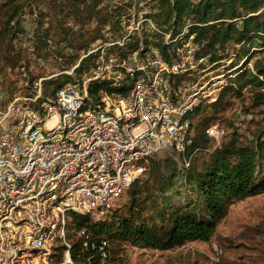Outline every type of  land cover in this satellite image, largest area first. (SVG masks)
Returning a JSON list of instances; mask_svg holds the SVG:
<instances>
[{
	"label": "built area",
	"instance_id": "1",
	"mask_svg": "<svg viewBox=\"0 0 264 264\" xmlns=\"http://www.w3.org/2000/svg\"><path fill=\"white\" fill-rule=\"evenodd\" d=\"M102 3L118 28L87 51L89 76L51 98L42 79L28 96L0 91V264H52L57 253L75 264L70 216L104 219L157 154L188 152L193 112L242 72L215 68L187 35L193 23L159 26V0ZM77 235L88 264H113L109 240Z\"/></svg>",
	"mask_w": 264,
	"mask_h": 264
},
{
	"label": "rangeland",
	"instance_id": "2",
	"mask_svg": "<svg viewBox=\"0 0 264 264\" xmlns=\"http://www.w3.org/2000/svg\"><path fill=\"white\" fill-rule=\"evenodd\" d=\"M102 2L0 0V91L4 93V100L14 94L31 95L33 83L39 79H42V96L51 98L56 84H73L89 76L93 59L85 57L87 51L104 40L105 34L118 28ZM17 4L24 7L18 15L16 32L14 22L8 25L7 18ZM156 22L159 26L173 28L172 18L166 19L161 9H158ZM145 42L153 43L150 39ZM248 48V44L243 45L240 54ZM238 50L233 46L223 50L219 67L215 68L223 66L220 71H232V74L242 70L237 77L240 81L231 79L221 100L201 106L191 115L196 145L185 154L175 150L160 152L136 180L138 197L142 202L144 199L138 217L151 226H159L161 216L170 209L188 206L196 200V191L186 183L190 169L200 171L212 162L217 150L233 140L247 143L257 135L264 138V99H257L261 91L251 84L238 88L254 62L264 66V46L253 49L249 58H239ZM226 53L238 56L233 59L235 64L228 62ZM262 92L264 94V87ZM215 124L224 129L225 136L210 140L204 130ZM128 210L129 197L125 194L104 219L109 221L111 216L128 213ZM77 232L69 223L67 233L71 243L78 240ZM111 255L114 264H264V193L231 204L209 242H189L169 251L128 244L118 248L111 242ZM60 262L61 256L57 253L53 264Z\"/></svg>",
	"mask_w": 264,
	"mask_h": 264
},
{
	"label": "trees",
	"instance_id": "3",
	"mask_svg": "<svg viewBox=\"0 0 264 264\" xmlns=\"http://www.w3.org/2000/svg\"><path fill=\"white\" fill-rule=\"evenodd\" d=\"M23 7V4H17L11 8L7 18L8 25L14 22L16 32L18 15ZM158 9L166 19H173L174 26L193 23L187 35L202 45L201 52L209 54L210 63L220 61L223 50L230 46L239 48V58H249L253 49L264 46V0H174L173 3L159 0ZM246 44L249 48L240 54ZM225 55L228 62L235 64L233 59L238 56ZM240 74L232 81L239 82L237 77ZM245 75V81L238 84V88L251 84L261 91L257 99H264V66L254 62ZM61 86L56 84V89ZM228 89L229 86L225 87L217 100H221ZM90 95H93L92 91ZM195 138L193 136L190 149L196 145ZM186 183L196 191V200L188 206L170 209L161 216L159 226H151L138 217V209L144 199L142 202L138 197L137 181L125 193L129 197L128 213L111 216L109 221L71 215L70 225L78 231L85 229L93 238L107 239L110 244L114 242L118 248L128 244L142 249L169 251L189 242H209L231 204L264 193V138L257 135L247 143L231 141L217 150L212 162L200 171L190 169L186 173ZM71 255L75 264H88L80 239L72 242ZM111 261L114 264L112 256Z\"/></svg>",
	"mask_w": 264,
	"mask_h": 264
}]
</instances>
